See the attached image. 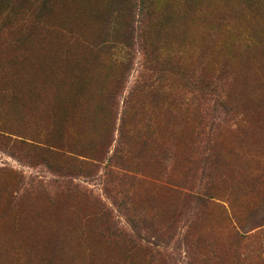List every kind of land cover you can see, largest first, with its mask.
<instances>
[{
  "label": "rangeland",
  "instance_id": "obj_1",
  "mask_svg": "<svg viewBox=\"0 0 264 264\" xmlns=\"http://www.w3.org/2000/svg\"><path fill=\"white\" fill-rule=\"evenodd\" d=\"M0 264H264V0H0Z\"/></svg>",
  "mask_w": 264,
  "mask_h": 264
},
{
  "label": "trees",
  "instance_id": "obj_2",
  "mask_svg": "<svg viewBox=\"0 0 264 264\" xmlns=\"http://www.w3.org/2000/svg\"><path fill=\"white\" fill-rule=\"evenodd\" d=\"M43 75L45 76L31 92L34 97V102L37 101L41 105L44 103H48L54 106L57 110H60V114L64 116L68 115V108L70 104H72L70 100H73L75 98V94L73 93V91L70 94L67 93L63 83L60 80L54 79L50 74L45 73ZM75 89L85 91L87 90V87L85 85H81L76 87ZM41 215L42 217L40 221L34 227L35 234L32 235L29 240L33 243L41 242L43 243L44 247L50 244L53 245L55 249L53 258L57 261V256L59 258L58 260H61L60 255H62V253L63 256L65 255V248L67 247V245L63 240H61V242L60 240H57L56 243H51L50 239L52 238V235H54V233H52L51 235H44L41 231L38 230L40 229L45 232L47 231L46 229H48V227H45L43 224V220L45 219L46 215L44 213H42ZM40 225L42 226L40 227Z\"/></svg>",
  "mask_w": 264,
  "mask_h": 264
}]
</instances>
